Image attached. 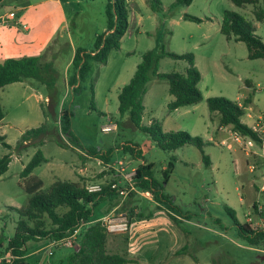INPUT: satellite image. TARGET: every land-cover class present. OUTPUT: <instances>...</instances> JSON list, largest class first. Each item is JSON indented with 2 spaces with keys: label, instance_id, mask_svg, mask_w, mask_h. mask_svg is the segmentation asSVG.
I'll use <instances>...</instances> for the list:
<instances>
[{
  "label": "rangeland",
  "instance_id": "1",
  "mask_svg": "<svg viewBox=\"0 0 264 264\" xmlns=\"http://www.w3.org/2000/svg\"><path fill=\"white\" fill-rule=\"evenodd\" d=\"M2 1L7 7L1 8L0 13L6 12L8 17L0 21L22 33H26L23 23L29 26L34 23L29 44L37 45L38 49L28 55L40 54L52 60L56 77L53 90L32 79H25L30 87L10 83L0 90L3 111L0 135L10 145L5 148L0 141V155L9 153L10 156L7 169L0 175V250L12 236L17 219L9 207L24 205L28 197L20 171L39 149L45 161L34 167L31 174L41 180L43 188L55 179L78 180L83 185L100 182L95 173L104 168L100 174H105L108 181H115L117 178L111 176L112 160L123 156L126 172L144 160L151 163L152 175L160 182L162 169L173 158L161 192L170 197L175 212L181 217L187 214L188 220L170 218L165 208L156 206L151 194L150 200L143 196L133 200L137 207L125 212L128 224L131 219L130 232L116 233L125 247L129 235L133 241L138 262L133 256L137 263L130 264H250L256 254L236 236L224 206L233 210L239 222H248L249 217L252 227L264 225V189L259 190L264 185L261 160L264 133L261 143L242 146L235 141L230 125L218 127L217 115L208 111L205 100L222 96L239 101L243 107L240 121L247 126L257 116L264 115V57L248 59L243 42L228 40L219 32L222 11L231 10L253 24L254 33L264 42V20H255L252 11L264 10V0L240 6L229 0H192L182 6L171 5L174 0H157V4L154 0H128L129 28L120 38L118 49L110 51L104 64L88 61L89 70L79 82L78 92L66 84L70 75L69 60L76 48L92 49L94 36L105 29L106 0ZM183 14L196 16L200 21L184 19ZM19 17L26 19L20 21ZM159 46L177 54L192 53L194 66L200 73L197 87L202 98L195 104L168 111L166 104L172 96L166 82L150 78L142 98L141 124L156 120L162 131L183 130L200 137L208 165L203 163L195 146L184 144L172 151L161 150L144 132L126 122L109 131L100 130L103 125L115 123L116 94L131 76L139 54ZM185 66L184 60L163 56L158 61L157 72L182 73ZM49 94L53 97L54 117L49 112L51 107H47ZM61 109L69 114L72 138L60 131L57 115ZM43 121L49 131L40 144L26 142L15 147L25 129ZM123 146L137 148L139 157L124 152ZM105 151H108L106 162L110 166L105 161L99 162ZM107 205L106 199L97 203L92 208V218L106 214ZM120 211L121 207L117 208L114 215ZM45 242L27 244L26 252L39 250L28 259L24 257V264H33L30 260H38V264L55 262L62 253L71 250L55 246L48 255L50 247H44ZM108 246V250L118 251L112 247L111 240ZM0 259L8 261L10 256L0 251ZM254 264H264V259L256 258Z\"/></svg>",
  "mask_w": 264,
  "mask_h": 264
},
{
  "label": "trees",
  "instance_id": "2",
  "mask_svg": "<svg viewBox=\"0 0 264 264\" xmlns=\"http://www.w3.org/2000/svg\"><path fill=\"white\" fill-rule=\"evenodd\" d=\"M192 0H174L171 5H188ZM233 4L240 6L244 4H255L257 0H229ZM156 4L157 0H154ZM3 1L0 0V7ZM255 20H264V10L253 9ZM104 15L106 19L105 29L94 36L92 49L85 51L80 48L74 49L70 58V75L66 84L71 86L73 92H78L82 81L88 70L89 62L104 64L107 56L112 50L119 47L120 38L125 33L128 22V8L126 0H106ZM182 18L194 22L200 19L196 16L183 14ZM253 24L246 21L239 14L231 10H223L220 18L219 32L226 39L241 41L246 47V57L248 59L264 57V42L254 33ZM93 52V53H91ZM166 56L171 59L184 60L186 66L183 72H157L158 61ZM55 69L52 60L44 59L43 55H20L16 57H5L0 59V89L13 82H20L25 79H32L45 85L49 90H53L55 83ZM150 78L163 80L166 82L167 91L172 99L166 104L167 110L171 111L179 106L192 105L202 98L197 87L200 73L194 66V58L191 52L173 53L165 51L162 47L147 49L139 54V61L135 64L134 70L128 81L123 84L117 94V117L114 119L116 127L126 122L132 127L144 132L155 145L164 151H172L184 144H191L198 148L201 159L205 165L209 164L208 157L203 153L201 147L203 142L200 137L192 136L183 130L162 131L156 120H151L148 125L141 124L143 111L142 98L146 91V83ZM78 83H77V82ZM90 93H92V82L89 83ZM248 102V99H244ZM206 106L210 113L217 115L218 127L230 125L231 131L250 138L253 142L261 143L262 135L254 132L249 126L240 121L243 114V107L236 101H231L222 96H212L206 98ZM53 97L47 96V107L50 106L52 117ZM42 108V114L46 113ZM3 111L0 105V120ZM46 121V118H44ZM60 131L72 138L69 130V114L65 110H60L57 115ZM43 121L38 126L25 129L19 136L15 147L26 142L40 144L42 138L49 131L48 124ZM4 139L0 135V141ZM60 144H62L60 142ZM5 148L10 145L5 141L1 142ZM134 146H123L124 152L135 151V156L139 157L137 148ZM108 151L100 155V160H107ZM102 158V159H101ZM10 160L9 153L0 155V175L7 169ZM171 160L173 158L171 157ZM171 160L162 169V180L158 182L152 175L151 163L138 164L133 173L136 186L141 190L148 191L153 200L157 202L158 208H165L168 216L173 220L178 214L173 208L168 195L161 192L162 184L165 183L167 174L172 167ZM45 158L37 149L20 171L23 188L28 193V197L19 207H9L17 214L12 236L8 239L5 247L0 250L10 256L8 261L0 259V264H24V254L27 244L33 241L44 240L49 242L58 239L71 231L80 221L90 223L81 227L76 235L77 248L71 249L67 254L62 253L56 263L58 264H128L135 262V259L127 256L126 251H110L106 248L108 233L99 221H93L92 208L102 200H108L105 212L118 201L114 192H108L104 187L100 192H87L80 181H69L55 179L49 186L43 188L41 180L31 174L34 167L44 162ZM105 164V163H104ZM135 195L130 193L128 197ZM255 209V204H252ZM224 210L231 218L235 234L248 248L264 247V229L252 227L250 222H239L232 209L224 206ZM130 211V210H129ZM141 216V215H139ZM188 219L187 214H183ZM253 254H259L251 249ZM53 251H51V254ZM50 254V255H51ZM256 258L250 261L254 264ZM48 264H53L50 262ZM215 264V263H213Z\"/></svg>",
  "mask_w": 264,
  "mask_h": 264
},
{
  "label": "built area",
  "instance_id": "3",
  "mask_svg": "<svg viewBox=\"0 0 264 264\" xmlns=\"http://www.w3.org/2000/svg\"><path fill=\"white\" fill-rule=\"evenodd\" d=\"M6 17L7 14H6ZM93 53V52H91ZM237 102V101H236ZM237 104L242 107L241 103L238 101ZM254 132H256L259 135H263L264 133V115L257 116L254 122L249 126ZM112 128H115V123L113 124H106L101 126L100 130L101 131H109L112 130ZM234 139L237 141L239 144L242 146L245 145H252V140L247 137L240 136L236 133L233 132ZM262 161L264 162V155L261 156ZM124 157L116 160L113 165L111 166L113 168V171L115 173V177L117 180L115 181H106L103 183H86L84 185V189L87 192H100L104 187L108 189V192H114L116 196L118 197V201L116 203V208L119 206L128 196L130 193L138 195V196H143L150 200L148 198L149 192L146 190H141L139 189L133 179V173L135 170V167H131L130 171L126 172L125 171V161L123 160ZM264 189V185L260 186V190ZM115 210H111L109 213L102 215L98 218H96L93 221H99L101 224L104 226L105 231L109 233H124L125 231L128 230V222L125 217V212H118L117 215H114ZM248 222L250 220L249 217L246 219ZM90 223L88 222H83L80 221L78 225H76L71 231H69L66 235L58 238V239H53L48 242L50 247H55V246H62V247H70L71 249H76L77 248V243H76V235L81 229L82 226ZM259 228L264 229L263 225H259ZM254 251H257L258 253L264 254V247L261 248H252ZM49 254V250L47 252Z\"/></svg>",
  "mask_w": 264,
  "mask_h": 264
},
{
  "label": "crops",
  "instance_id": "4",
  "mask_svg": "<svg viewBox=\"0 0 264 264\" xmlns=\"http://www.w3.org/2000/svg\"><path fill=\"white\" fill-rule=\"evenodd\" d=\"M128 0H126V2H127ZM3 7H7V4H3L1 7H0V9L1 8H3ZM0 19L2 20H6V12H3V13H0ZM26 19V17H19V20L20 21H23V20H25ZM2 23V24H1ZM34 24V23H33ZM32 24V25H33ZM31 25V24H30ZM32 25L31 26H29L27 23H23L21 26H22V29L23 30H26V33H22L21 31H19V29H17V28H15L14 26H12V25H9V24H6V23H4V22H2V21H0V59H2V58H5V57H16V56H20V55H25V54H27L28 55V53H36V51H37V49H38V47H37V45H31V44H29V39H30V37H29V35L31 34V27H32ZM127 28H129V23H128V26H127ZM127 30V29H126ZM27 31H28V33H27ZM126 32V31H125ZM36 44V43H35ZM69 63H70V60H69ZM68 67H70V65L68 64ZM13 83H15V84H20V85H23V86H29L30 84L29 83H27L25 80H22V81H20V82H13ZM30 87V86H29ZM248 87H251V83L249 82L248 83ZM3 88V87H2ZM1 88V89H2ZM0 89V90H1ZM39 98V97H38ZM44 100L46 99V97H44L43 98ZM247 116H250L249 114H247ZM0 122H2V121H0ZM254 122V121H253ZM252 122V123H253ZM251 123V124H252ZM250 124V125H251ZM249 125V126H250ZM219 128H221V127H219ZM4 136V135H3ZM133 154L135 155V151H133ZM124 157V156H123ZM136 157V156H135ZM116 161V159H114V160H112V163L113 162H115ZM99 162H103L102 160H100L99 159ZM141 163H143V164H146V163H148V162H146V161H144V160H141V162L139 163V164H141ZM105 165L106 166H110L109 164H108V162H105ZM137 166V164L136 165H134V166H132V167H136ZM112 168V167H111ZM113 169V168H112ZM103 170H105V168L104 169H100L98 172H96L95 173V175L96 176H98V179H101V181L100 182H96V183H103V182H106V181H108V180H106L105 178H104V176H105V174H100V172L101 171H103ZM111 176H115V173L114 172H112L111 173ZM81 178H83V177H81ZM104 178V179H103ZM89 183V182H88ZM91 183H94V182H91ZM86 184V183H85ZM259 190H260V188H259ZM137 197L139 198V196L138 195H132V196H130V197H127L119 206H117V208H120L121 207V210H122V212H128L131 208H133V207H137V204L136 203H134L133 202V200H135V199H137ZM145 198V197H144ZM127 204H129V206L127 207L126 206V208L124 207L125 205H127ZM155 204H157V202H155ZM117 208H116V204L115 205H113L111 208H109V210L107 211V213H109L111 210H117ZM106 213V214H107ZM103 215H105V214H103ZM177 219H183V220H188L187 218H185V217H181L180 215L181 214H173ZM183 215V214H182ZM134 218V216L132 217V219ZM262 223H260V225H261ZM263 225V224H262ZM131 219L129 220V228H128V233L130 232V229H131ZM263 227H264V225H263ZM109 240H111V242H112V247H115L114 249H118V252H122V251H126V253H127V256H129V257H135L136 258V260H137V262H138V259H137V257H136V254H134L133 252H134V250H133V248H132V243H133V241H132V239H131V237H130V235L128 236V242L126 243L127 244V246L125 247L122 243H121V241L119 240V238H118V235H116V234H113V235H111V237L109 238V237H107V239H106V248L107 249H109L110 247L108 246V241ZM44 247H50L49 246V244H48V242H45V245H44ZM125 248V249H124ZM250 249H252V248H250ZM39 250V248H35L33 251H31V252H26L25 254H24V257L25 258H27L28 259V257H30L33 253H36L37 251ZM48 250H51V247L48 249ZM49 255V254H48ZM258 254H256V256H257ZM31 262H33V264H38V260H30ZM137 262H132V263H137ZM54 263H56V261L55 262H53V264ZM128 264H130V263H128Z\"/></svg>",
  "mask_w": 264,
  "mask_h": 264
},
{
  "label": "water",
  "instance_id": "5",
  "mask_svg": "<svg viewBox=\"0 0 264 264\" xmlns=\"http://www.w3.org/2000/svg\"><path fill=\"white\" fill-rule=\"evenodd\" d=\"M256 258L262 260L264 259V254L257 255Z\"/></svg>",
  "mask_w": 264,
  "mask_h": 264
}]
</instances>
